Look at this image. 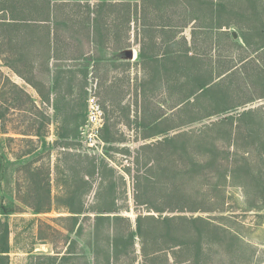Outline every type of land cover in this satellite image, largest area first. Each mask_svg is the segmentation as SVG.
Instances as JSON below:
<instances>
[{"label": "rangeland", "instance_id": "rangeland-1", "mask_svg": "<svg viewBox=\"0 0 264 264\" xmlns=\"http://www.w3.org/2000/svg\"><path fill=\"white\" fill-rule=\"evenodd\" d=\"M95 9L59 8L50 71L38 49L20 57L22 39L0 37L10 264H264L261 43L202 36L192 59L159 34L158 14L139 25L128 8ZM92 98L97 147L86 143Z\"/></svg>", "mask_w": 264, "mask_h": 264}, {"label": "crops", "instance_id": "crops-1", "mask_svg": "<svg viewBox=\"0 0 264 264\" xmlns=\"http://www.w3.org/2000/svg\"><path fill=\"white\" fill-rule=\"evenodd\" d=\"M164 1V2H163ZM191 1V2H190ZM52 0V3L57 5V11L59 13V8L62 6H74L78 8H102L105 9H124L129 6L132 9H136L139 25L141 23V14H144V21L146 20L147 14L157 15L158 19L162 17L177 16L181 18L180 12H183V15L187 22H190L188 27H174L172 22L171 26L156 27L159 31V34L170 35V40L168 44L173 47L177 41L180 39L183 40L186 50H188V56L193 59L194 57V48L197 44V40H200L204 36V40L211 41L214 44H218L221 40L233 41L240 46L244 43L242 36L248 39L250 44L251 33L250 31L244 30V23L242 21L245 18H255L258 16L254 6L251 1L258 2L264 0ZM153 8L151 7V5ZM155 5V6H154ZM257 5V4H256ZM255 5V6H256ZM257 8V7H256ZM151 9L152 12L148 13L147 11ZM179 9V11H178ZM258 9V8H257ZM259 15H263V5L260 4ZM95 11V10H94ZM166 15H164V14ZM94 14V13H93ZM94 16V15H93ZM208 18L201 21L200 25H195L196 21H193L191 18ZM212 17H215L217 25L214 24V29L209 27V23L212 22ZM176 18V17H175ZM210 18V19H209ZM162 21L159 19V23ZM247 23V22H246ZM254 21L252 22L253 27ZM248 27L251 26L250 23H247ZM209 27V28H208ZM189 31V34H188ZM178 34V35H177ZM181 35V36H180ZM140 36V32L137 33V42L140 45L141 49L143 47V36ZM172 36V37H171ZM140 38V39H139ZM179 39V40H178ZM158 40V38H157ZM220 41V42H219ZM255 41V40H254ZM243 42V43H242ZM242 43V44H241ZM250 44L249 48H250ZM248 49L247 45H244ZM124 49V48H121ZM172 57H177L180 55L179 52L175 53L172 51ZM196 55V54H195ZM171 56V55H170ZM141 58V57H140Z\"/></svg>", "mask_w": 264, "mask_h": 264}, {"label": "trees", "instance_id": "trees-1", "mask_svg": "<svg viewBox=\"0 0 264 264\" xmlns=\"http://www.w3.org/2000/svg\"><path fill=\"white\" fill-rule=\"evenodd\" d=\"M252 5L254 6V9L256 10L258 16L253 18V21L255 22L256 18L260 17L259 15V9L260 4L263 5L264 8V2L258 1L254 2L251 1ZM257 4V5H256ZM256 5V6H255ZM258 9H257V8ZM128 10L131 11V18L130 23L133 21L135 23H138V20L136 18L138 17L136 9H132V7H128ZM96 11V9H95ZM93 12L94 17L97 16V12ZM264 13V9H263ZM164 14V13H163ZM166 15V14H164ZM263 16V15H262ZM176 16L169 17H160L159 19L162 21L161 23L155 25V27H166L171 26L172 22L174 23V27H188L190 22H187L185 19L182 20L179 18L177 19ZM195 22V25H200L201 21L208 19V18H197L192 17L191 18ZM210 19V18H209ZM212 22L209 23V27L211 29H214V24L217 25V21L215 17H212ZM244 22L246 23V18H244ZM144 20V14H141V22ZM58 11H57V5L52 3V0H0V37L4 39V41L8 40L9 43H12L13 41L18 42L19 37L22 39V44L24 45L25 49L22 50V55L20 57L25 56L26 53L29 51H35V49H38V52L40 53V56L44 58V62L46 63V66L48 67L50 71V62L54 58L57 59L58 54V48H59V34H58ZM92 31H97V18L92 19ZM154 26V25H153ZM208 27V28H209ZM263 29H264V22H263ZM3 32L1 31V29ZM254 28V27H253ZM253 28L250 26L244 24L243 29L250 31L251 33V41L252 39L259 41L261 43V46L259 45V50L254 51L255 54H261L262 57H264V30L262 32H257V36L260 39H256V34L253 32ZM95 32H93V36L95 37ZM14 36V37H12ZM244 42L248 46L251 42L248 41V39L244 38L242 36ZM253 43V42H252ZM214 45H217L214 44ZM37 47V48H36ZM250 47L252 45L250 44ZM0 58H2V55L0 54ZM4 59V58H3ZM252 59L244 58L238 61L240 67L248 62V60L252 61ZM238 65H233L231 68L227 70V74L232 73L234 70L239 69L237 68ZM10 67V66H9ZM16 71V73L19 74V71L16 70L13 66L10 67ZM220 75L219 78L224 77L226 74ZM20 75V74H19ZM28 83L31 84L29 80H27ZM212 82V81H211ZM195 121V120H193ZM157 210V209H156ZM159 211V210H157ZM10 210L7 208H4L3 214H9ZM10 242H9V227L8 224L5 223L0 219V264H10Z\"/></svg>", "mask_w": 264, "mask_h": 264}, {"label": "built area", "instance_id": "built-area-1", "mask_svg": "<svg viewBox=\"0 0 264 264\" xmlns=\"http://www.w3.org/2000/svg\"><path fill=\"white\" fill-rule=\"evenodd\" d=\"M89 117H88V135L86 137V143L91 147H97L98 144H102L101 133L104 127V113L95 98H92L88 102Z\"/></svg>", "mask_w": 264, "mask_h": 264}, {"label": "water", "instance_id": "water-1", "mask_svg": "<svg viewBox=\"0 0 264 264\" xmlns=\"http://www.w3.org/2000/svg\"><path fill=\"white\" fill-rule=\"evenodd\" d=\"M126 56H127V58L132 59L134 57V52L133 51H127Z\"/></svg>", "mask_w": 264, "mask_h": 264}]
</instances>
